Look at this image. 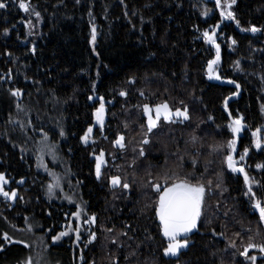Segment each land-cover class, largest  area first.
I'll list each match as a JSON object with an SVG mask.
<instances>
[{
  "label": "trees",
  "instance_id": "obj_1",
  "mask_svg": "<svg viewBox=\"0 0 264 264\" xmlns=\"http://www.w3.org/2000/svg\"><path fill=\"white\" fill-rule=\"evenodd\" d=\"M23 2L27 12L21 0H0V174L16 193L11 204L0 198V264H264L258 248L241 255L250 237L264 244L252 206L264 205V0H236L232 20L212 6L205 16L203 0ZM213 28L218 73L230 85L206 79L215 53L202 33ZM164 103L189 118L173 115L149 132L143 106ZM230 114L245 125L233 157L248 185L225 161ZM89 127L93 141L83 144ZM180 180L205 191L187 248L169 257L155 186Z\"/></svg>",
  "mask_w": 264,
  "mask_h": 264
},
{
  "label": "snow or ice",
  "instance_id": "obj_2",
  "mask_svg": "<svg viewBox=\"0 0 264 264\" xmlns=\"http://www.w3.org/2000/svg\"><path fill=\"white\" fill-rule=\"evenodd\" d=\"M236 3V0H225L223 6L221 5V0H216L217 8H222L220 12L221 20L224 19H235L234 13L230 10L232 6ZM5 4L0 3V8H4ZM19 7L24 10L25 12L28 11V6L21 0ZM208 12L206 11L204 15H207ZM39 16V13H36ZM217 28L219 25L216 26ZM244 29H242L243 31ZM251 31L256 32L259 29L253 27ZM203 38L205 43H209L212 45L213 48L216 50V58L209 60L207 64V74L209 79H220L218 75L215 74V66L217 65L220 59V46L216 43V28L211 30V34L209 30H205L203 33ZM95 40V33L93 32V41ZM232 43L234 44L235 41L233 40ZM228 83H233V81H228ZM240 85L237 84L236 88L239 89ZM13 95H18V92H13ZM120 95H125L124 92H121ZM92 99V97H89ZM228 106V99H225V110L227 111ZM144 115L147 117V125L148 131L151 132L154 128L157 127V123L161 117L165 121H169L173 115L177 117H183L187 120L189 117L187 115V109L185 108L184 111L180 109H176L175 113L171 112L167 103L156 105L155 106V119H153L150 112L152 111L148 105L143 106ZM104 114H105V102L104 98H100L99 107L94 112V117L97 123L101 126L104 123ZM243 118H231L230 114V123L228 124V128L231 130L233 135L240 133L241 130L245 127L242 123ZM92 133V128L89 127L88 130L85 132V135L81 137V139L87 142L89 135ZM261 129H257L256 131L252 132V136L255 138L254 144L257 149L261 148V137H260ZM63 134V133H61ZM123 137H119L115 143L119 145L121 148L124 147L122 143ZM144 143H148V140H144ZM236 143L235 139L229 140L227 143V147L230 150L228 155L225 157V161L227 167L231 169L233 172H240L244 173L243 167H237L236 161L233 157V152L236 151ZM143 155V151L140 153ZM248 154V149H244V153L240 156V159L243 160L245 156ZM97 164H96V173L97 178L100 176V169L103 161V153L100 156L96 157ZM261 165H257V168H261ZM165 182L167 181L168 177H164ZM8 181L5 179L3 174H0V195H3L6 198L13 199L16 196L15 192L11 194L3 190L2 185L6 184ZM244 182L246 185L249 184V177L246 173H244ZM111 183L113 186L120 185L121 181L119 177H113L111 179ZM123 187L127 189L129 185L127 183L123 184ZM157 191L159 192V199L156 203L155 212L156 216L160 222V231L163 237L168 241L167 247L164 249V254L176 256L178 251L182 248H185L188 244L187 239L180 240L178 237L186 236V234L192 232L193 229L197 227V220L201 215V206L204 196V187L199 184L190 183L187 180H180L179 182H173L170 186H166L161 191L159 189V185L155 186ZM53 185H49V191L51 192ZM251 191V188H249ZM253 208L258 211L260 219L264 221V205L261 204L259 200H254ZM77 220H79V211L77 213H73ZM94 222V217L89 218ZM87 222V221H86ZM76 231L78 233L77 239H79V225H77ZM67 232H61L57 236L53 237V241L59 240L61 237L67 235ZM91 238L95 239V234H91ZM5 239L7 240L8 237L5 235ZM252 238H249V243L244 249V252L241 255H245L248 253L249 249L258 248L261 253H264V244H254L251 242ZM234 246V245H233ZM247 258V257H246ZM250 259L255 262L256 257L252 256Z\"/></svg>",
  "mask_w": 264,
  "mask_h": 264
},
{
  "label": "rangeland",
  "instance_id": "obj_3",
  "mask_svg": "<svg viewBox=\"0 0 264 264\" xmlns=\"http://www.w3.org/2000/svg\"><path fill=\"white\" fill-rule=\"evenodd\" d=\"M204 1V3H203V7H202V10H203V13H205L206 11L208 12V14L207 15H205V16H210L211 15V13H212V9L213 8H215V10L219 13V16H220V12H221V10H222V8H217V6H216V0H203ZM225 3V0H221V5L223 6V4ZM213 8H212V7ZM231 10V9H230ZM220 18H221V16H220ZM224 20H229V19H224ZM216 33H217V28H216ZM210 34H211V32H210ZM217 43V42H216ZM206 44H208V45H210L211 47H212V45L211 44H209V43H206ZM213 48V47H212ZM213 50H214V58L213 59H215L216 58V50H215V48H213ZM219 64H220V59H219V61H218V63H217V65L215 66V74L216 75H218L219 77H220V75H219V71H218V67H219ZM206 79L208 80V81H210V82H214V83H219V84H224V85H230L231 83H228V80H226V79H215V78H213V79H209L208 78V74H207V69H206ZM155 108H152L151 110V112H150V114L152 115V117H153V119H155V110H154ZM145 118H146V125H147V117L145 116ZM105 120H106V117H105V114H104V123H103V125L101 126L99 123H97L96 122V120H95V117L93 116V124H94V127H97V128H99V130L101 131L102 130V128H103V126H104V124H105ZM160 120H164L163 119V117H161L160 118ZM159 120V121H160ZM158 121V122H159ZM158 124V123H157ZM147 127H148V125H147ZM230 130V129H229ZM230 132H231V130H230ZM241 132H242V130H241ZM241 132L240 133H238V134H236L235 136L233 135V133L231 132V134H232V136H233V139H235L237 142H238V139H239V137H240V135H241ZM92 135H93V128H92V133L89 135V138H88V140H87V142H85V141H83L82 140V142H83V144H89V143H92ZM264 138V137H263ZM236 145H237V143H236ZM234 153V152H233ZM232 153V154H233ZM5 184H3L2 185V187H3V190L4 191H6L4 188H5ZM8 192V191H7ZM11 194V193H10ZM16 197V196H15ZM0 198H2L4 201H7L8 203L10 202V204L11 203H13L14 201H15V198H13V199H9V198H6V197H4L3 195H0ZM159 220V219H158ZM74 222H75V224L76 225H79V227H80V217H79V220H77L76 218H74V220H73ZM197 224H198V220H197ZM72 226V225H71ZM196 229H197V227L195 228V229H193L192 230V232H190V233H188V234H186V236H181V237H178V239H180V240H183V239H185L186 237H188L190 234H192L193 232H195L196 231ZM7 241H10V242H12L13 240H12V238H8V240ZM167 241V240H166ZM168 242V241H167ZM187 246H188V244H187ZM187 246L185 247V248H182V249H180L179 251H178V253L179 252H181V251H183V250H185L186 248H187ZM167 256H169V257H174V256H172V255H167ZM260 257H262V258H264V253L260 256Z\"/></svg>",
  "mask_w": 264,
  "mask_h": 264
}]
</instances>
